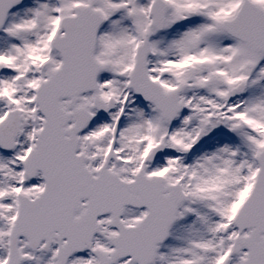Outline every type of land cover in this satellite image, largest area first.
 Returning a JSON list of instances; mask_svg holds the SVG:
<instances>
[{"label": "snow or ice", "instance_id": "1", "mask_svg": "<svg viewBox=\"0 0 264 264\" xmlns=\"http://www.w3.org/2000/svg\"><path fill=\"white\" fill-rule=\"evenodd\" d=\"M0 264H264V0H0Z\"/></svg>", "mask_w": 264, "mask_h": 264}]
</instances>
